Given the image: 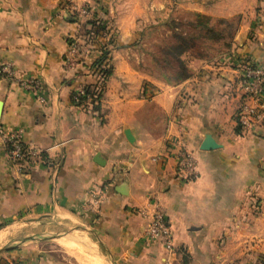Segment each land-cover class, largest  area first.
Segmentation results:
<instances>
[{
	"label": "crops",
	"instance_id": "crops-1",
	"mask_svg": "<svg viewBox=\"0 0 264 264\" xmlns=\"http://www.w3.org/2000/svg\"><path fill=\"white\" fill-rule=\"evenodd\" d=\"M88 20L104 25L95 44L111 65L89 106L73 95L95 79L65 62ZM182 39L176 80L158 52ZM242 58L264 67V0H0V128L28 152L13 162L0 138V264H86L62 242L95 264H264V121L236 132ZM156 208L171 251L144 235ZM25 220L72 229L6 243ZM49 241L65 254L38 248Z\"/></svg>",
	"mask_w": 264,
	"mask_h": 264
},
{
	"label": "built area",
	"instance_id": "built-area-1",
	"mask_svg": "<svg viewBox=\"0 0 264 264\" xmlns=\"http://www.w3.org/2000/svg\"><path fill=\"white\" fill-rule=\"evenodd\" d=\"M74 13L85 14L81 9L72 8ZM105 48V47H104ZM100 52L91 48L88 42L75 41L71 44L68 56L66 57V66L70 69H76L80 65H86L87 72L98 83L104 81L101 70L106 69L105 63L93 64L94 54ZM239 71L238 85L243 95V103L240 106L239 122L242 130L249 131L258 123L264 120V67L259 62L250 58H242L237 62ZM7 72V68L0 65V73ZM36 86L34 80H27L22 83L24 88H32ZM90 94H85V90L79 89L74 93L73 100L76 103H84L89 106L91 98ZM81 97L85 100L80 101ZM0 138L2 143L9 147L8 155L13 162L20 161L28 153L27 149L22 147L20 136L14 132H7L0 128ZM180 145L179 142H173V146ZM178 172L184 174L183 177L187 180H193L197 176L195 161L185 149L181 148L178 152ZM145 237L150 240L160 242L167 251L173 248V234L169 225L168 219L164 212L158 208L150 216L148 226L144 232Z\"/></svg>",
	"mask_w": 264,
	"mask_h": 264
},
{
	"label": "trees",
	"instance_id": "trees-1",
	"mask_svg": "<svg viewBox=\"0 0 264 264\" xmlns=\"http://www.w3.org/2000/svg\"><path fill=\"white\" fill-rule=\"evenodd\" d=\"M99 22V21H98ZM96 20L94 21H87L85 24H89L91 25V30L93 33H89L90 36L87 38V41L89 43V45L91 46V48L93 49H97L100 53L98 54V56L96 57V59H94L95 61L93 62V64H100V63H105L106 64V69L101 70V74L104 78V81L101 83H98L96 78L95 79V83L93 85H86L83 86V89L85 90V94H90L91 96L96 95L94 98H91L92 102L94 103L95 99L100 97V93H101V86L103 85V83L105 82V80L109 77V75L111 74V65H110V61H109V52L107 50L106 44L104 42H101L100 44H95V42L97 41V38L99 35L101 36H105V28L104 25H101V23H98ZM104 29V30H103ZM103 30V32H102ZM88 35V32H85ZM73 43V41H71L69 43V46H71V44ZM182 43L183 44H177L176 46H168L163 50V53L165 54L166 58H165V65H167L168 67L171 66V62L173 61L174 64H176L179 68V72L174 74L172 77L176 80H180L184 77L187 76V70L184 67L182 60L180 59V56L182 55V53L184 52V50L187 48V43L185 40L182 39ZM105 47V48H104ZM171 60H170V59ZM74 96V95H73ZM85 97H81L80 101H84ZM93 109H97V105H93ZM264 121V120H263ZM236 132H240L241 131V125L239 122V116L236 117Z\"/></svg>",
	"mask_w": 264,
	"mask_h": 264
},
{
	"label": "rangeland",
	"instance_id": "rangeland-1",
	"mask_svg": "<svg viewBox=\"0 0 264 264\" xmlns=\"http://www.w3.org/2000/svg\"><path fill=\"white\" fill-rule=\"evenodd\" d=\"M98 39H99V37H98ZM154 39H155V37L150 35L148 38H146L145 43H148L151 46L153 44L157 45L158 43H154ZM158 53H159L158 56H160L158 58H160V60H161V63H160L161 67L160 68H166L167 71H168L169 68L171 67L172 76L179 72L178 66L176 64H174L173 61L170 63L171 66L168 67L167 65H165V63H166L165 62V58H166L165 54L163 52H161V51H159ZM150 58H151V56H148V59H150ZM25 222H26V224L22 223L21 225H17L16 227H13L11 233L9 234V236L7 238V242L6 243L13 244V242H15V241L20 243L19 238L26 237V236H28V237H26V239H28V238H36V237H39L42 234L47 233V232H52L54 234V233H56L57 230H60L59 233L61 235H63L67 231H71V229H72L71 226H66V225L54 226L55 224H53V225L51 224V225L48 226V224L50 223L49 221H44V222L40 221V222H38V221H32V220L31 221L30 220H25ZM18 243H14V244H18ZM37 246L40 249L54 250L56 252H62L63 254H65L63 249L61 248V246H59L55 241L39 243ZM69 254H71V253H69ZM73 256H75V255H73ZM80 260L85 262L84 259H80Z\"/></svg>",
	"mask_w": 264,
	"mask_h": 264
},
{
	"label": "bare ground",
	"instance_id": "bare-ground-1",
	"mask_svg": "<svg viewBox=\"0 0 264 264\" xmlns=\"http://www.w3.org/2000/svg\"><path fill=\"white\" fill-rule=\"evenodd\" d=\"M7 232H1L0 233V238L1 237H3V236H5V234H6ZM63 238V237H62ZM5 239V238H4ZM68 240V239H67ZM85 240V239H84ZM62 241V240H61ZM71 241V240H70ZM73 242H75V244H76V241H73ZM78 243V242H77ZM86 243V242H85ZM81 245H82V243H80ZM79 244V247L81 246ZM61 245L63 246V248L67 251V252H69V253H71L72 255H75L76 256V258H78V259H84L85 260V263H87V264H95L94 263V261H93V259H92V257L91 256H89V255H86V253L84 252V251H86V250H84L83 251V253L78 249V248H76L77 246H74V245H72V243H67V242H62L61 243ZM94 246V245H93ZM85 248V247H84ZM85 253V254H84ZM93 253V252H92ZM95 254V253H94ZM98 255V254H97ZM100 256H98V258H99ZM96 258V257H95ZM101 258V257H100ZM95 260V259H94ZM102 260V259H101ZM97 262V261H96ZM104 263V262H103ZM98 264V263H97Z\"/></svg>",
	"mask_w": 264,
	"mask_h": 264
},
{
	"label": "water",
	"instance_id": "water-1",
	"mask_svg": "<svg viewBox=\"0 0 264 264\" xmlns=\"http://www.w3.org/2000/svg\"><path fill=\"white\" fill-rule=\"evenodd\" d=\"M214 147H215V144H214L213 140L211 139V137L210 136H206L205 140L203 142L202 149L208 150V149H211V148H214ZM2 250H4V249H2Z\"/></svg>",
	"mask_w": 264,
	"mask_h": 264
}]
</instances>
